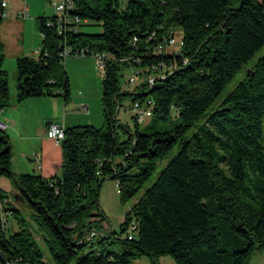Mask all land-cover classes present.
Wrapping results in <instances>:
<instances>
[{"label": "trees", "instance_id": "1", "mask_svg": "<svg viewBox=\"0 0 264 264\" xmlns=\"http://www.w3.org/2000/svg\"><path fill=\"white\" fill-rule=\"evenodd\" d=\"M74 14L96 22L99 34H66L74 50L105 51L116 58L141 57L144 73L156 60L143 57L155 32H180L183 46L169 62L187 65L134 91L122 88L134 61L109 63L102 78V126L65 130L58 174H15L12 148L0 131V177L12 179L17 202L28 204L39 241L10 204L17 229L2 224L0 251L9 264H132L147 256L168 255L175 264H248L264 254V53L233 90L208 115L225 86L264 47V0H72ZM0 0V12L2 10ZM36 19L41 36L37 58L16 59V102L55 97L68 101L70 84L60 58L63 36ZM3 18L0 16V26ZM136 37V45L131 39ZM158 58H162L158 56ZM175 58V59H174ZM0 43V110L11 104L9 76ZM60 92L55 93V91ZM62 90V91H61ZM150 97L152 118L163 129L134 132L117 120L121 100ZM205 117L200 130L187 132ZM180 144L155 182L126 213L118 233L99 231L97 198L103 180L117 182L122 204L135 198L157 164ZM0 198H7L0 190ZM134 217L136 239L123 238ZM9 221V220H8ZM91 229L98 235L84 239ZM0 264H3L0 260Z\"/></svg>", "mask_w": 264, "mask_h": 264}, {"label": "crops", "instance_id": "2", "mask_svg": "<svg viewBox=\"0 0 264 264\" xmlns=\"http://www.w3.org/2000/svg\"><path fill=\"white\" fill-rule=\"evenodd\" d=\"M3 2L6 4L4 10L7 16L5 17L6 22L0 26V31L4 30L7 35H0V43L4 48L2 67L9 76L11 104L0 111V119L9 123L6 135L9 137L12 148V169L17 175L39 174L45 178H51L59 173L62 158L60 144L47 137L49 125L57 124L65 130L81 124L98 128L101 119L96 106L88 99L81 100L82 110H79V112L76 111L74 101L72 102L69 99L61 102L60 99L39 97L30 98L20 103L16 102V59L23 56L33 58L34 51L36 54L40 47V41L37 40L38 35H36V32L38 30L36 24L27 21V17H21L25 9L29 16L31 7L27 6L26 0L16 5L8 3V0H3ZM35 13L37 16L48 18L39 10H36ZM18 17L24 21H19ZM26 32L30 36L29 43L26 42ZM36 47L38 48L36 49ZM71 58L67 62L64 61L65 71L73 75L79 74L87 80L92 79L95 81L97 77H100L93 59L76 56ZM83 107L86 109H83ZM28 109L30 113L38 110L41 116L33 130L24 117ZM43 120L45 123H43ZM34 152H37L40 161L34 160Z\"/></svg>", "mask_w": 264, "mask_h": 264}, {"label": "rangeland", "instance_id": "3", "mask_svg": "<svg viewBox=\"0 0 264 264\" xmlns=\"http://www.w3.org/2000/svg\"><path fill=\"white\" fill-rule=\"evenodd\" d=\"M24 0H8V3L12 5L20 4ZM28 7H31L29 11V16L26 18L27 21H32L36 24V19L42 17L37 16L35 11L39 10V12H43L47 17H51L54 14V9L51 7L50 0H26L25 2ZM127 5V0H118V9L124 10ZM19 21H24L22 18H17ZM5 18L2 21V24L5 23ZM102 28L99 24L96 22L90 21L88 25H83L81 27V32L85 34H99L101 33ZM4 34V36L7 35V33H4V30L0 31V35ZM180 32H178V35ZM37 40L41 42V34L39 32H36ZM177 35V37H178ZM176 37V38H177ZM26 42H30V36L26 32L25 35ZM39 42V43H40ZM38 47H36L37 49ZM171 50H174L175 52H178L180 48L178 46L172 47ZM264 53V47L259 50L254 57L248 62L246 65V68L241 69L232 79L231 81L225 86V88L222 90L221 94L218 96L217 100L211 105V107L206 111V114L212 113L221 103V101L233 90V88L244 79L245 75L249 72V70L254 66V64L257 62L258 58L262 56ZM36 54L34 51L33 58H36ZM75 57V56H74ZM91 58V57H89ZM70 58L65 59L66 62L69 61ZM93 59V58H91ZM94 61V59H93ZM96 66V65H95ZM68 79L70 84V94H69V100L74 101L75 107L77 108L76 111L82 110L81 107V100L82 99H88L91 103H94V106H96L98 110V115L101 119V124L98 128L102 126V105H101V99H102V77L100 74V77L94 81L92 79H85L84 77H81L79 74L73 75L72 73H69L68 71ZM100 73V72H99ZM130 73V70H127L124 74V79L122 83V88L126 91H134L135 87L143 80V77H140L137 82H135L132 85H128L125 82V77L128 76ZM16 82V78H15ZM62 91V90H61ZM60 92V90L55 91V93ZM61 93V92H60ZM49 98V97H47ZM52 99H60L61 102H63V97L60 94L59 96L50 97ZM131 100L130 99H123L120 103V108L117 114V120L119 123L127 128L130 133L134 132L136 121L135 118L130 111L131 107ZM96 110V111H97ZM97 116V114H96ZM24 117L26 118V121L30 123L31 129L33 130L35 126L38 124V121L40 120L41 116L38 110L34 111V113H30L29 109L26 110ZM205 117L196 125H194L188 132L187 136H191L195 133H197L202 123H204ZM43 123L45 121L43 120ZM264 125V122H263ZM78 126H85V125H78ZM166 127V125H163L161 123L155 122V120L151 118H147L143 123L138 124V130L140 133H149L156 129H163ZM180 148V144L177 145L161 162L157 164L156 170L154 174L151 176V178L145 183V185L142 187V189L138 192V194L135 196V198L129 200L126 204H122L120 201V197L117 191V182L113 181L112 179H105L102 181L98 198H97V204L98 214L101 215L100 219H102V222L97 223L95 226L99 231H104L106 233L108 232H114L118 233L120 230V225L123 223L124 218L126 216V213L130 210V208L135 204V202L138 200V198L144 193L146 189H148L156 180L160 172L165 168L166 164L177 154L178 150ZM0 190L5 193L7 198L9 199L10 204L13 206V208H16L19 213L20 220L23 221V223L26 225L27 228H29L36 239H38V242L40 246L43 248V244L41 241H39V230L37 229L36 224L34 223L32 219V211L30 210L28 204L23 202H17L15 201L14 197L16 195V186L12 179L2 176L0 177ZM104 225V226H103ZM8 229L16 230L17 224L16 219L13 216H10L8 221ZM124 238V234H123ZM46 264H53L51 259L48 256H45L44 258ZM132 264H175V262L172 260L171 257L168 255L160 256L156 262H152L149 260L147 256H142L140 258H137L132 262ZM248 264H264V254L260 251H255L249 261Z\"/></svg>", "mask_w": 264, "mask_h": 264}, {"label": "built area", "instance_id": "4", "mask_svg": "<svg viewBox=\"0 0 264 264\" xmlns=\"http://www.w3.org/2000/svg\"><path fill=\"white\" fill-rule=\"evenodd\" d=\"M51 7L54 9V14L51 17H48L46 20V26L48 28L54 29L58 35L63 36V39H61V45H60V52L59 56L60 58L65 61V59L69 57H91L94 59V63L99 70L101 77L104 78L105 76V70L109 63L113 61H119V62H127V61H134V65H132L128 70H130V73L127 77H125V82L128 85H132L135 82L138 81L140 77H143V80L140 82L146 83L149 87V90L153 88L154 82L157 78L163 79L167 76L168 73L172 72L174 69L183 67L188 64L189 59L186 57H181L180 64L177 65L176 61L169 62L168 59L163 57V55H169L172 56H178V52H175L174 50H171L172 47L178 46L181 48L183 46V41L181 39V36L178 35L175 32H167L160 33L158 36L155 32H152L147 40L150 39L154 40V47L149 48L146 47L145 50H143V57H151L155 56V62L151 63L147 70L148 74L144 73V69L141 68L140 62L141 57L138 56H126L122 58H116L110 53H107L105 51H91L87 48H81L74 50L71 46H69L65 42L66 34L69 33H77L81 30V27L83 25H88L87 19H81L79 16L74 14L75 8L72 0H50ZM2 10L0 12V16L4 19L7 16V13L5 12L6 4L2 2L1 4ZM22 18L28 17V14L25 11L21 14ZM41 36H43L41 34ZM177 37V38H176ZM138 42L136 37H133L131 39V44L134 46ZM36 54H40V48L36 51ZM158 56H161L162 58H158ZM175 59V58H174ZM139 83V84H140ZM153 100L150 97H146L142 99V101H135L131 104L130 111L132 112L136 123H143L147 118H151L153 114ZM83 109H86L83 107ZM1 111V110H0ZM9 128V123L5 120L0 119V131L6 132ZM65 136V129L57 124H50L48 131H47V137L49 139H52L56 143H61L64 140ZM33 158L35 161H40V157L37 154V152L33 153ZM118 187V184H117ZM9 205V199L8 198H0V211L2 216V224L4 226L8 225V220L10 218V212L6 210ZM139 233V226L137 220L132 217V219L127 224L126 232L124 234V237H126L128 240L136 239ZM98 233L91 229L89 232L85 233L84 239L86 241L92 240L94 237H96Z\"/></svg>", "mask_w": 264, "mask_h": 264}, {"label": "water", "instance_id": "5", "mask_svg": "<svg viewBox=\"0 0 264 264\" xmlns=\"http://www.w3.org/2000/svg\"><path fill=\"white\" fill-rule=\"evenodd\" d=\"M17 198H18V196L15 195V197H14L15 201H17ZM0 260L2 261L3 264H9L5 255L1 251H0Z\"/></svg>", "mask_w": 264, "mask_h": 264}]
</instances>
